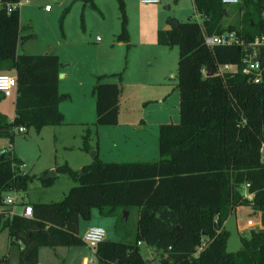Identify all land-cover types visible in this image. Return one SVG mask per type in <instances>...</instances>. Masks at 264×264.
Segmentation results:
<instances>
[{
	"label": "trees",
	"instance_id": "1",
	"mask_svg": "<svg viewBox=\"0 0 264 264\" xmlns=\"http://www.w3.org/2000/svg\"><path fill=\"white\" fill-rule=\"evenodd\" d=\"M14 1L0 0V66L7 64L17 80L14 117L7 120L0 112V135L9 136L10 141L19 125L38 129L62 123L59 102L69 96L58 88L62 63L56 53L17 52L19 41L32 33L21 34L19 8L7 11L6 4ZM118 1L117 38L128 44L124 3ZM240 1L253 6V15L240 27L222 23L227 9L221 0H193L201 21L171 19L176 23L157 30V42L178 47L179 89V121L159 125L158 157L106 161L96 153L81 172L65 161L55 171L68 174L76 184L61 199L31 201V216H6L11 205L4 202L3 192L25 189L31 176L16 171L14 165L22 160L12 142L0 149V230L7 229L9 243L18 239L23 243L17 264H38L43 245L84 244L79 220L90 218L92 207L115 215L116 229L124 210L138 211L134 239H102L94 249L96 264H144L141 240L160 251L161 264H264V67L259 82L248 81L240 45L208 46L203 35L235 30L239 37L253 38L264 26V0ZM219 63H236L237 70L216 73ZM203 67L211 73L204 74ZM111 74L120 75V71ZM105 76L96 74L92 86L95 125L117 122L120 85L103 80ZM89 132L87 128L82 137L84 150L90 148ZM55 177L43 175L41 181L50 184ZM245 182H249L251 198L239 188ZM243 204L260 211L261 227L249 237L241 236L238 249L228 250L224 222Z\"/></svg>",
	"mask_w": 264,
	"mask_h": 264
},
{
	"label": "rangeland",
	"instance_id": "2",
	"mask_svg": "<svg viewBox=\"0 0 264 264\" xmlns=\"http://www.w3.org/2000/svg\"><path fill=\"white\" fill-rule=\"evenodd\" d=\"M92 1L94 4L91 3V0H22L19 5L21 34L32 33V37L28 38L24 44L25 40L19 42V50L27 49V53L59 52L65 63V80L73 81L72 72L78 76L80 72L98 66L102 62L101 59L109 56L113 59L120 56V61L122 57L124 60L129 46L138 51V44L144 39L143 37L156 38L157 26L170 25L171 19L197 20L199 18L196 16L192 0H160L149 3L139 0H123L129 39L130 35L132 37V39H128L130 43L127 44L126 40L117 38L121 26L119 1ZM46 2L52 8L50 11H46L44 8ZM226 9V14L222 19V23L225 25L231 23L240 27L245 18L248 19L253 15L252 4L246 5L241 1L238 4H227ZM174 49L176 52L177 45H174ZM228 69L223 68V71ZM0 71L14 72L13 69H8L7 64L0 66ZM171 71L177 74L175 59ZM169 80H173L172 77H169ZM61 88L63 87L61 86ZM69 97L63 98L66 105L71 103L67 101ZM12 99L13 95L1 98V102H5L7 108L11 109V111H5L8 117L14 112ZM61 112L63 113V111ZM64 112L67 119L74 118L71 115L72 111ZM89 113L91 117L86 120H91L96 115L95 111H85L84 114L89 116ZM72 131L77 130H73L69 125L54 126L52 124L43 125L38 129L34 125L25 126L24 131L15 128L11 138L13 151L22 158L25 163L24 169L31 178L25 189L11 192L13 195L20 199L23 197L33 201L59 200L71 185L76 184L68 174L63 172H58L50 184H43L41 181V177L52 168L51 165L55 167L65 161L71 162L70 165H77L81 160L83 152L77 149L75 145L77 139L72 138ZM55 133L58 137L55 136ZM78 140L80 142V138ZM10 142L9 136L0 135V149L8 147ZM17 164L14 165L15 168L18 167ZM239 188L243 193L246 191L242 185ZM7 192L4 191L3 194ZM21 204L16 202L14 209L21 210ZM137 216L136 208L127 210V216L116 229L114 226L115 215L102 214L98 208L93 207L91 218L81 219L79 234H82L86 226L92 224L104 228L105 238L131 241L134 239ZM224 226L229 231L227 249L236 250L241 245V236L249 237L252 230L260 229V211L254 209L252 204L239 205L231 211ZM0 239V264H6V261L17 264L18 257L15 251L18 247L15 245L16 243H11L13 249L16 250L11 254L10 252L6 254L8 252L6 228L0 230ZM139 243L141 255L145 259L144 264H161L160 251H156L153 246L142 240ZM88 247L85 248L83 245L77 246L76 249L83 248L86 249V252H92ZM53 249L51 246L43 245L41 247L39 254L43 264H57L54 261L56 256H54ZM56 249L59 254L65 256L66 247Z\"/></svg>",
	"mask_w": 264,
	"mask_h": 264
},
{
	"label": "crops",
	"instance_id": "3",
	"mask_svg": "<svg viewBox=\"0 0 264 264\" xmlns=\"http://www.w3.org/2000/svg\"><path fill=\"white\" fill-rule=\"evenodd\" d=\"M51 9L52 8L45 10L50 11ZM195 13L199 15L196 10ZM172 22L173 21L170 20V25L163 24L162 26H157V30L159 28H169ZM31 37L32 36H29L20 40L19 42H23L25 40L23 42L24 44L27 39ZM143 38L144 39L141 40L140 44H138V51L132 49V47L129 46L124 60L122 57V60L120 61V56L115 59H113L111 56L101 59V64L80 72L78 76L72 72L71 75L74 78L73 81L65 80V63L61 59V54L59 52L52 51L59 56V59L62 63L59 70V91L68 93L70 97L67 101L71 102L69 105H66L64 99L60 100L59 108L64 113L63 122L52 125H69L71 128H73V130H77L75 132L72 131V138L77 139L75 145L78 150L83 152V155H81L82 158L77 165H70L74 169L78 170L82 165L89 163L96 153L101 159L106 161L152 160L159 155V125L164 122L179 121V89L177 87L178 78L177 74L171 71L173 70L174 59L176 63L178 61V49H176L177 51L174 52V45L161 44L157 42L155 37L151 39H147L145 37ZM130 39H132L131 35ZM129 43L130 41L128 44ZM17 52L27 53L28 50H19L17 44ZM231 68L234 71V65H231ZM119 71L120 75L111 74ZM100 73H106V76L103 78V80L116 81L120 85L117 122L114 124L95 125L93 124V121H95L96 115H94V118H91V120H86V118L88 119L91 116L90 113L88 114L89 116H85L84 114L85 111H95V97L92 94V85L95 81V75ZM206 73L207 71L205 74ZM169 77H172L173 80H169ZM61 86L63 88H61ZM1 94L2 93H0V95ZM8 95H13L12 102L14 107L16 88H13L9 94L3 93V97ZM5 111H11V109L7 108L5 102H1L0 98V112L6 116L7 120H11L14 117L15 108L10 117L5 114ZM64 111H72L71 115L74 118L70 117L67 119L65 116L66 113ZM87 128H89L90 131L88 136L90 148L88 150H84L81 148V143L83 134ZM55 136L58 137L56 133ZM78 138H80V142ZM69 146L71 147L70 144ZM20 159L22 160V158ZM69 163L71 162H68V164ZM51 167L55 169L53 165H51ZM31 201L33 200H27L23 197L20 199V203L22 204L30 203ZM238 206H236V208ZM20 211L21 210L17 211L16 213H21ZM81 219L82 218L79 220V228L81 225ZM87 227L88 226H86L84 230ZM7 245L8 252L6 254L9 252L11 254L16 250L13 249V246L11 243H9L8 239ZM15 245H17L18 248H21L23 243L20 239H18ZM83 245L85 248L88 246L86 243L81 245L53 246L54 256L57 257H55V263L85 264L86 258L93 257V262L96 264L97 258L92 249V252H86V249L83 248L76 249L77 246ZM41 247L42 246H40L38 250V264H43L39 254ZM63 247L67 248L65 256L59 254L56 249ZM18 248L15 251L17 256ZM155 250L157 251V249Z\"/></svg>",
	"mask_w": 264,
	"mask_h": 264
},
{
	"label": "built area",
	"instance_id": "4",
	"mask_svg": "<svg viewBox=\"0 0 264 264\" xmlns=\"http://www.w3.org/2000/svg\"><path fill=\"white\" fill-rule=\"evenodd\" d=\"M143 3H149V2H159V0H139ZM224 4H236L239 3L240 0H221ZM22 3V0H17L14 2H10L6 4L7 11H11L12 9L18 8L19 5ZM45 9L50 8V4L47 2L44 4ZM196 16H199L197 19L198 21H201L203 16L199 13V15L196 14ZM262 21L264 24V13L262 15ZM204 41L208 46H213L214 44L218 43H236L240 45L242 50V56L241 60L243 62V68L242 71L246 73L248 81L252 82H259L262 77V71L264 67V26L263 28L256 33L253 38L251 39H244L242 37H239L235 30H225L222 33H214V34H207L204 32ZM231 65H234V71L237 70V64L236 63H219L217 72L219 74H222L227 71H233L231 68ZM223 68H229L228 70L223 71ZM202 72L205 74L206 68H202ZM16 75L15 73H9L0 71V92L4 94H9L13 88H16ZM19 131H24L25 126L19 125L16 127ZM261 153H262V159L264 160V142L261 144ZM16 171L20 173H25V163L19 162L17 164ZM249 182H245L243 184V187L245 188L244 195L251 198L252 192L248 190ZM15 190H10L3 196L4 202L11 205V209L5 212V215H13L17 211L14 209V205L16 202H20V198L18 196L13 195L11 192ZM21 214L25 216H31L32 215V205L31 203H23L21 204ZM82 239L88 245L93 251L99 241L105 238V230L102 226L99 225H90L88 226L81 235ZM206 240H202L199 249L203 247ZM85 264H94L93 257L86 258Z\"/></svg>",
	"mask_w": 264,
	"mask_h": 264
},
{
	"label": "water",
	"instance_id": "5",
	"mask_svg": "<svg viewBox=\"0 0 264 264\" xmlns=\"http://www.w3.org/2000/svg\"><path fill=\"white\" fill-rule=\"evenodd\" d=\"M172 23H176V21L174 20ZM211 73V70L208 68V71L206 74H210ZM79 172H81V170L79 169ZM56 174V171L54 168H51L48 173L45 174L46 177H49V176H54ZM123 216L126 217L127 216V210H124L123 211Z\"/></svg>",
	"mask_w": 264,
	"mask_h": 264
}]
</instances>
